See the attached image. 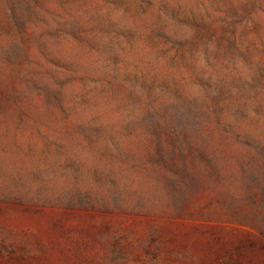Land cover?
I'll return each mask as SVG.
<instances>
[{
  "label": "rangeland",
  "instance_id": "374dc122",
  "mask_svg": "<svg viewBox=\"0 0 264 264\" xmlns=\"http://www.w3.org/2000/svg\"><path fill=\"white\" fill-rule=\"evenodd\" d=\"M0 264H264V0H0Z\"/></svg>",
  "mask_w": 264,
  "mask_h": 264
}]
</instances>
